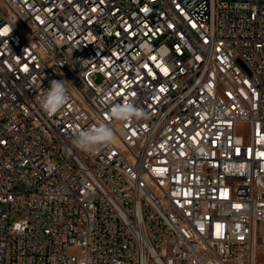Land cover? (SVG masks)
Wrapping results in <instances>:
<instances>
[{
  "label": "built area",
  "instance_id": "obj_1",
  "mask_svg": "<svg viewBox=\"0 0 264 264\" xmlns=\"http://www.w3.org/2000/svg\"><path fill=\"white\" fill-rule=\"evenodd\" d=\"M263 257L264 0H0V264Z\"/></svg>",
  "mask_w": 264,
  "mask_h": 264
},
{
  "label": "clouds",
  "instance_id": "obj_2",
  "mask_svg": "<svg viewBox=\"0 0 264 264\" xmlns=\"http://www.w3.org/2000/svg\"><path fill=\"white\" fill-rule=\"evenodd\" d=\"M65 80H52L50 88L44 89L42 95L38 97L42 109L49 115L57 112L69 100L68 85ZM110 117L115 121H132L147 119L148 113L132 102L115 103L110 108ZM74 146L87 153H97L103 147L111 146L115 143L113 130L101 122L94 128L78 131L74 140Z\"/></svg>",
  "mask_w": 264,
  "mask_h": 264
},
{
  "label": "rangeland",
  "instance_id": "obj_3",
  "mask_svg": "<svg viewBox=\"0 0 264 264\" xmlns=\"http://www.w3.org/2000/svg\"><path fill=\"white\" fill-rule=\"evenodd\" d=\"M96 80H97V82H100L101 81V76L100 75H97L96 76ZM262 264L264 263V257L262 258Z\"/></svg>",
  "mask_w": 264,
  "mask_h": 264
},
{
  "label": "snow or ice",
  "instance_id": "obj_4",
  "mask_svg": "<svg viewBox=\"0 0 264 264\" xmlns=\"http://www.w3.org/2000/svg\"><path fill=\"white\" fill-rule=\"evenodd\" d=\"M153 59H154V57H153Z\"/></svg>",
  "mask_w": 264,
  "mask_h": 264
}]
</instances>
